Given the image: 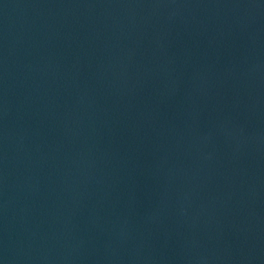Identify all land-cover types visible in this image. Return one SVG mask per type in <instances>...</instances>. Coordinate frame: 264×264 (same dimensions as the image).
<instances>
[{
    "label": "water",
    "instance_id": "water-1",
    "mask_svg": "<svg viewBox=\"0 0 264 264\" xmlns=\"http://www.w3.org/2000/svg\"><path fill=\"white\" fill-rule=\"evenodd\" d=\"M0 264H264V0H0Z\"/></svg>",
    "mask_w": 264,
    "mask_h": 264
}]
</instances>
